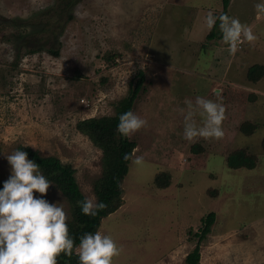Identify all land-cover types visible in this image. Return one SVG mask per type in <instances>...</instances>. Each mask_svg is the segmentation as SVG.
<instances>
[{"label": "rangeland", "instance_id": "obj_1", "mask_svg": "<svg viewBox=\"0 0 264 264\" xmlns=\"http://www.w3.org/2000/svg\"><path fill=\"white\" fill-rule=\"evenodd\" d=\"M63 1L0 0L1 179L11 174L6 154L26 146L71 165L82 193L97 201L103 152L77 124L114 116L143 72L132 112L148 124L128 138L137 143L133 159L144 163L131 160L124 203L99 230L123 249L114 264H185L197 242L190 232L210 213L217 218L200 264H264V78L248 79L249 68L264 66V14L254 7L262 0L230 1L227 15L258 37L235 55L221 39H207L206 16L219 17L222 0H73L67 11L53 9ZM197 97L225 107L222 139L184 138L179 110ZM247 123L258 126L250 136ZM239 150L259 157L254 169L228 167ZM165 173L171 185L159 189L154 180ZM42 198L63 203L69 221L71 206L53 184Z\"/></svg>", "mask_w": 264, "mask_h": 264}, {"label": "clouds", "instance_id": "obj_2", "mask_svg": "<svg viewBox=\"0 0 264 264\" xmlns=\"http://www.w3.org/2000/svg\"><path fill=\"white\" fill-rule=\"evenodd\" d=\"M258 15L264 14V0L254 5ZM219 20V30L223 43L228 45L230 54L235 55L244 49L245 42L253 44L258 37L252 28L242 24L238 18L228 15L214 16L209 12L206 25L212 29ZM243 44L242 48L239 46ZM183 136L189 142L197 138L220 140L225 133L222 128L226 109L222 103L197 97L195 105L186 100ZM197 117L200 118L198 124ZM148 122L132 111L119 117L117 131L123 137H130L147 126ZM26 147V146H25ZM124 154L125 161L135 165L144 163L143 156ZM11 166L9 179L0 190V264H59L61 254L71 257L78 254L79 264H114L122 254L119 246L110 235L101 231L85 233L79 244L69 233L68 216L62 204H52L46 196L52 184L27 153L19 149L6 154ZM34 193H39L36 197ZM84 215L95 217L106 208L103 202L91 198L78 201Z\"/></svg>", "mask_w": 264, "mask_h": 264}, {"label": "trees", "instance_id": "obj_3", "mask_svg": "<svg viewBox=\"0 0 264 264\" xmlns=\"http://www.w3.org/2000/svg\"><path fill=\"white\" fill-rule=\"evenodd\" d=\"M67 2L59 3L54 5L53 9L67 8L70 7L73 0H66ZM223 1V11L220 15H227V10L229 9L231 0ZM73 18V15L71 19ZM3 26H10L4 19ZM16 26V23H13ZM219 20L217 19L216 25L213 27L211 32L208 34V41L218 38L222 40V34L217 30ZM61 19L55 21L52 25V34L56 35L60 32ZM4 28V27H2ZM215 30L217 32H215ZM26 36H17V40L20 43H25ZM8 40V38H7ZM10 40V39H9ZM210 40V41H211ZM26 45V44H25ZM24 45V46H25ZM30 53H37L39 49L46 50L54 56L59 55V50H54L49 47H40L39 49H28ZM116 57V56H115ZM114 58V57H113ZM139 81L132 88L129 94L120 100L116 106V114L114 116H104L101 118H89L78 122L77 129L80 133L87 136L92 143L100 148L103 152L102 161V174L101 177L94 182V195L97 202H103L106 204V208L99 211L98 215L95 217L86 216L82 213L78 201H83L86 199L85 195L82 193L81 188L76 179V170L69 164H64L60 159L54 156L44 157L38 151H34L30 147H20L19 150L27 153L28 159L34 161L39 165L42 174H44L48 180L58 189L62 195L67 199L70 204V219L67 221L69 227V233L75 238L76 244H79V238L85 233H95L100 230L102 222L105 218L111 214L118 211L123 203V182L129 173L130 160L125 161L123 159L124 154H132L133 150L137 148L136 141L129 139L128 137H123L118 131L117 126L119 124V117L128 111H133L140 93L144 86V74L139 73ZM264 78V66L254 65L248 70V79L251 83L257 84ZM255 96V95H254ZM256 129L257 125L247 123L243 127L246 135H252ZM262 148L264 150V139L262 140ZM259 162V157L248 154L245 150H239L231 153L227 157L228 167L234 170L239 169H249L252 170L257 166ZM155 186L159 189H167L171 185V179L168 174L158 175L154 180ZM4 181L0 177V190L3 189ZM214 197L218 196L217 191H212ZM216 214L210 213L205 218L202 219V227L198 232H190V239L197 240L196 246L193 251L187 256L185 264H200L201 260V244L207 237L212 233V228L216 222ZM59 264H79L78 254L75 252L69 258L61 254L59 257Z\"/></svg>", "mask_w": 264, "mask_h": 264}, {"label": "built area", "instance_id": "obj_4", "mask_svg": "<svg viewBox=\"0 0 264 264\" xmlns=\"http://www.w3.org/2000/svg\"><path fill=\"white\" fill-rule=\"evenodd\" d=\"M242 46H243V44H241V45L239 46V49H241V48H242Z\"/></svg>", "mask_w": 264, "mask_h": 264}]
</instances>
